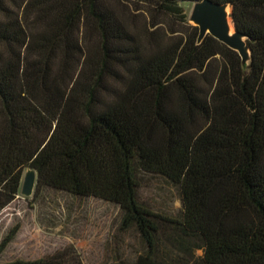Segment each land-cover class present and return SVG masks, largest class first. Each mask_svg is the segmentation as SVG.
Segmentation results:
<instances>
[{
	"label": "trees",
	"instance_id": "1",
	"mask_svg": "<svg viewBox=\"0 0 264 264\" xmlns=\"http://www.w3.org/2000/svg\"><path fill=\"white\" fill-rule=\"evenodd\" d=\"M181 1L0 0V212L31 167L35 194L117 205L144 247L134 264H264V0H213L231 5L249 63L200 41ZM138 11L153 36L161 14L183 27L147 42ZM141 173L178 187V215L141 199Z\"/></svg>",
	"mask_w": 264,
	"mask_h": 264
},
{
	"label": "rangeland",
	"instance_id": "2",
	"mask_svg": "<svg viewBox=\"0 0 264 264\" xmlns=\"http://www.w3.org/2000/svg\"><path fill=\"white\" fill-rule=\"evenodd\" d=\"M180 4L193 24L189 20L193 1ZM136 14V24L147 42H155L158 36L165 40L171 29L183 27L180 18L161 14L160 28L153 36L147 30L150 18L139 11ZM244 61L249 63V56ZM141 177V199L156 211L178 215L182 208L178 187L159 175L141 173ZM121 218L117 205L93 197L47 187L27 198L19 195L0 212V244L17 228L16 237L0 255V261L36 260L58 254L82 264H134L144 247L137 232L120 230ZM202 254V250L197 251V255Z\"/></svg>",
	"mask_w": 264,
	"mask_h": 264
},
{
	"label": "water",
	"instance_id": "3",
	"mask_svg": "<svg viewBox=\"0 0 264 264\" xmlns=\"http://www.w3.org/2000/svg\"><path fill=\"white\" fill-rule=\"evenodd\" d=\"M226 5H228V3L222 4L213 0H194L192 11L189 15V20L194 22L193 24L199 27L200 41L206 35L210 34L219 41L235 49L232 45H240L241 40L239 39L238 35L244 36V34L237 31L236 26L235 34L229 35L228 33H226L222 25L223 12L221 9L223 6ZM240 55L242 57L241 53ZM36 183L37 171L34 168L29 167L23 177L20 195L25 198L32 196L35 191Z\"/></svg>",
	"mask_w": 264,
	"mask_h": 264
},
{
	"label": "bare ground",
	"instance_id": "4",
	"mask_svg": "<svg viewBox=\"0 0 264 264\" xmlns=\"http://www.w3.org/2000/svg\"><path fill=\"white\" fill-rule=\"evenodd\" d=\"M223 12V18H222V25L229 35H233L236 33L235 25L233 22V19L231 17V5L228 4L226 6H223L222 8ZM239 39L241 40L240 45H232L238 52L242 54L243 59H245L247 56H250V50L246 45V38L245 36L238 35Z\"/></svg>",
	"mask_w": 264,
	"mask_h": 264
}]
</instances>
